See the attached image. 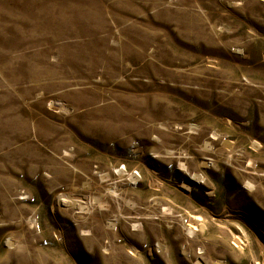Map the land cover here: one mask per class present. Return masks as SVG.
I'll return each instance as SVG.
<instances>
[{
  "label": "rangeland",
  "instance_id": "rangeland-1",
  "mask_svg": "<svg viewBox=\"0 0 264 264\" xmlns=\"http://www.w3.org/2000/svg\"><path fill=\"white\" fill-rule=\"evenodd\" d=\"M0 264H264V0H0Z\"/></svg>",
  "mask_w": 264,
  "mask_h": 264
},
{
  "label": "bare ground",
  "instance_id": "bare-ground-1",
  "mask_svg": "<svg viewBox=\"0 0 264 264\" xmlns=\"http://www.w3.org/2000/svg\"><path fill=\"white\" fill-rule=\"evenodd\" d=\"M62 8V7H61ZM58 9V8H57ZM56 10V9H55ZM53 12V11H52ZM50 13H51V11H50ZM67 14V13H66ZM59 15H61V14H59ZM54 16H55V18H53V16L51 17H48V16H46V15H41V16H38V17H36L37 18V21L36 22H34V23H32V27L33 28H35L36 30H38V31H45V30H47V29H49L50 28V26L54 23V21H55V19H56V15L54 14ZM64 16V15H63ZM36 18H28V20L26 21L27 22V24L30 26V28H32L31 27V24H30V22L33 20V19H36ZM57 18H60V19H62V18H64V17H59V16H57ZM26 19V18H25ZM68 19V18H67ZM64 20H65V18H64ZM69 21V20H68ZM184 167V166H183ZM124 174V173H123ZM132 176H134V175H132ZM194 177V176H193ZM197 179V178H196ZM185 184V183H184ZM185 185H187V184H185ZM250 186H252V184H250ZM116 194V193H115ZM117 195V194H116ZM69 196V195H68ZM93 203V202H92ZM98 203V202H97ZM86 207V206H85ZM84 209V208H83ZM113 227V226H112Z\"/></svg>",
  "mask_w": 264,
  "mask_h": 264
},
{
  "label": "trees",
  "instance_id": "trees-1",
  "mask_svg": "<svg viewBox=\"0 0 264 264\" xmlns=\"http://www.w3.org/2000/svg\"><path fill=\"white\" fill-rule=\"evenodd\" d=\"M227 186V185H226Z\"/></svg>",
  "mask_w": 264,
  "mask_h": 264
}]
</instances>
